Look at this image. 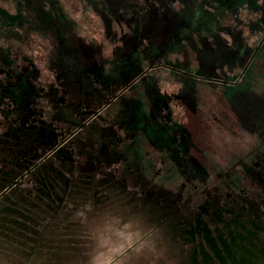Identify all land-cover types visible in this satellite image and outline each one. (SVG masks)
Instances as JSON below:
<instances>
[{
	"label": "flooded vegetation",
	"instance_id": "obj_1",
	"mask_svg": "<svg viewBox=\"0 0 264 264\" xmlns=\"http://www.w3.org/2000/svg\"><path fill=\"white\" fill-rule=\"evenodd\" d=\"M31 3L0 0V185H24L26 198L45 204L116 193L160 218L190 264H231L228 252L238 264L260 263L264 96L126 92L134 80L118 86L99 66L74 63L69 40L49 74L22 46L28 29L39 30ZM176 99L191 111L186 120L171 112Z\"/></svg>",
	"mask_w": 264,
	"mask_h": 264
},
{
	"label": "rangeland",
	"instance_id": "obj_2",
	"mask_svg": "<svg viewBox=\"0 0 264 264\" xmlns=\"http://www.w3.org/2000/svg\"><path fill=\"white\" fill-rule=\"evenodd\" d=\"M29 1L30 16L52 18L60 38H73L74 63L99 66L118 86L134 80L126 92L171 96L187 87L207 102L242 91L264 96V0H49L45 16L40 0ZM34 26L22 46L52 72L54 42ZM173 105L186 120L191 111ZM167 106L160 104L162 115ZM23 186L0 195V264H190L160 218L135 213L116 193L63 194L45 204L26 198Z\"/></svg>",
	"mask_w": 264,
	"mask_h": 264
},
{
	"label": "crops",
	"instance_id": "obj_3",
	"mask_svg": "<svg viewBox=\"0 0 264 264\" xmlns=\"http://www.w3.org/2000/svg\"><path fill=\"white\" fill-rule=\"evenodd\" d=\"M38 5L40 6V8H39L40 9V13L44 14V16L45 15H49V13L47 11V8L50 9V6H49L50 4H48L47 2H45V0H40V1H38ZM41 5L43 7H41ZM43 9L45 11H43ZM41 20L42 19H40L39 20V23H38V25H39V30L38 31L40 32V34L41 33L44 34L45 37L48 36L49 37L48 40L50 42H52V43L54 42L53 45H51V48H50L51 49V52L49 53V55L56 57L57 56V53H56L57 50L58 49H62V50L64 49L62 47L61 43L59 42V40H64V41L69 40V41H72V38H71V36L69 34H67L66 36H64V38H62V37L60 38V35L58 34L60 32L57 31V27L56 26H53V25H55V23H54V21L52 22V18L51 19H48V18L46 19L44 17L43 20L42 21ZM48 32L50 34H48ZM77 47H78V44H77ZM55 67L56 66H52V68H55Z\"/></svg>",
	"mask_w": 264,
	"mask_h": 264
},
{
	"label": "water",
	"instance_id": "obj_4",
	"mask_svg": "<svg viewBox=\"0 0 264 264\" xmlns=\"http://www.w3.org/2000/svg\"><path fill=\"white\" fill-rule=\"evenodd\" d=\"M9 186H10V185H9ZM6 187H7V186L1 188V190H0V195L4 193ZM227 255H228V257H229L230 260H231V264H238V263L235 261L234 256H233L231 253L228 252ZM241 260H242V259H241ZM242 261H243V260H242ZM222 264H226V263H225L224 261H222Z\"/></svg>",
	"mask_w": 264,
	"mask_h": 264
}]
</instances>
